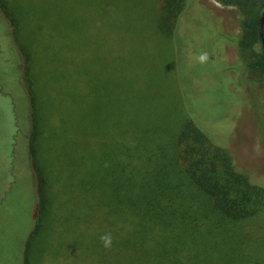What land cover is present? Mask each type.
Instances as JSON below:
<instances>
[{
    "label": "rangeland",
    "instance_id": "obj_1",
    "mask_svg": "<svg viewBox=\"0 0 264 264\" xmlns=\"http://www.w3.org/2000/svg\"><path fill=\"white\" fill-rule=\"evenodd\" d=\"M161 2L0 0V44L9 45L8 56L0 53V264H23L29 218L37 204L28 145H17L15 150L11 141L15 101L25 98L21 119L30 120L33 87L39 94L36 109L46 101L60 116L81 125L85 119L89 122L95 135L88 133V139H94L89 146L96 173L105 175L99 159L110 155L117 132L133 130L135 123L132 136L156 140L169 133L187 108L191 119L229 150L237 169L264 186V76L250 67L254 52L240 51L232 43L242 35L239 9L219 0H192L179 22L186 31L184 38L177 39L185 52L182 61L176 39H165L157 31ZM15 21L20 26L18 41L31 49L32 81L14 65L18 60L17 65L25 67L23 55L17 58L16 41L11 43ZM18 76L25 86L19 85ZM19 93L22 97H17ZM57 118L50 121L56 124ZM40 127L44 129L41 120ZM45 149L51 168L61 178L51 189L56 194L55 218L41 237L33 263L109 264L114 260L112 246L105 248L99 242L101 235L111 233L114 241H123L131 235L130 226L121 219L118 228H97L104 210L97 209L98 198L90 205L78 177H73L71 169L77 171V166L67 157L76 156L77 148L69 137L60 132ZM101 222L111 224L113 217L104 212ZM252 224L247 226L257 228L259 223ZM214 250L215 255L194 257L184 264H233L228 247ZM199 252L203 256L202 248ZM263 253L264 249L259 256ZM261 260L264 264V259L256 264ZM123 263L120 257L117 264ZM238 264L244 260L238 259Z\"/></svg>",
    "mask_w": 264,
    "mask_h": 264
},
{
    "label": "trees",
    "instance_id": "obj_2",
    "mask_svg": "<svg viewBox=\"0 0 264 264\" xmlns=\"http://www.w3.org/2000/svg\"><path fill=\"white\" fill-rule=\"evenodd\" d=\"M219 1L239 9L242 35L232 43L238 44L240 51L249 49L254 52L255 58L250 67L264 76V46L259 34L264 0ZM191 2L162 0L156 10L158 14L160 9L157 31L165 39H176L180 47L179 60L182 61H185V52L181 51V43L177 39L184 38L186 31L181 30L179 22ZM17 23L19 21L13 24L17 38L13 36L15 40L11 43L14 45L16 41L17 58L23 55L25 67L20 68L18 60L14 65L20 75L32 81L31 49L27 43L18 41L20 26ZM8 47L7 44H0V53L3 52L5 57L8 56ZM21 80L22 76H18L19 85L25 86ZM35 90L33 87L32 118L26 122L21 119L25 98L18 94L17 97L22 98L15 101L18 109L14 115L11 138L15 150L17 145H28L34 206L37 199L21 254L23 264H34L33 258L40 249L41 237L45 236L55 218L53 207L56 194L51 189L55 179H60L61 175L51 168L46 155L49 150L45 147L54 142L60 132L69 137L77 148L76 156L68 155L67 159L77 166V171L71 169L73 177L81 178V183L78 179L76 182L85 192L90 205L98 198L97 209L101 208L103 213L113 217L111 224H104L101 222L102 213L97 228H118L121 219L130 226L131 235L127 239L113 240L111 253L114 260L109 264H117L120 257L125 260L123 264H176L174 260L184 264L194 257L205 259L207 254L215 255L214 248L221 247H228L230 256L235 258L233 264H238V259H243L244 264H256L257 259H264V253L263 257L259 256L264 249V186L249 181L247 174L237 169L229 150L211 139L191 119L187 108L185 114L181 113L172 124L169 133L156 140L143 141L132 136L135 123H131L135 126L133 130L117 132L112 152L99 159L107 170L104 175L103 172L96 173L89 146L94 139H88L89 122L85 119L81 125L80 121L75 122L69 116H60L55 106L46 105V101H42V109H36L39 94ZM56 115L58 121L54 124L50 120ZM40 120L44 129L40 127ZM26 126L29 127L28 132ZM92 136L95 138L93 133ZM107 190L109 196L105 197ZM255 222L259 223L260 229L247 226V223L254 225ZM153 247L154 250H150ZM200 248L204 252L201 257ZM166 259L170 262L166 263Z\"/></svg>",
    "mask_w": 264,
    "mask_h": 264
},
{
    "label": "clouds",
    "instance_id": "obj_3",
    "mask_svg": "<svg viewBox=\"0 0 264 264\" xmlns=\"http://www.w3.org/2000/svg\"><path fill=\"white\" fill-rule=\"evenodd\" d=\"M205 57H201V59L203 60ZM101 243L105 248H111L112 243H113V238L111 233H105L103 235H101L100 237Z\"/></svg>",
    "mask_w": 264,
    "mask_h": 264
},
{
    "label": "water",
    "instance_id": "obj_4",
    "mask_svg": "<svg viewBox=\"0 0 264 264\" xmlns=\"http://www.w3.org/2000/svg\"><path fill=\"white\" fill-rule=\"evenodd\" d=\"M259 34L264 46V11L259 18Z\"/></svg>",
    "mask_w": 264,
    "mask_h": 264
}]
</instances>
